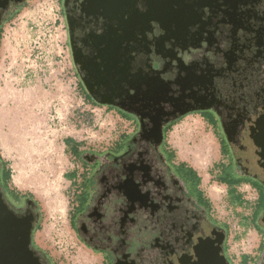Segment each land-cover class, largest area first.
<instances>
[{
  "label": "flooded vegetation",
  "instance_id": "flooded-vegetation-1",
  "mask_svg": "<svg viewBox=\"0 0 264 264\" xmlns=\"http://www.w3.org/2000/svg\"><path fill=\"white\" fill-rule=\"evenodd\" d=\"M24 1L0 0V28ZM59 5L83 101L131 123L106 149L69 146L80 170L66 173L76 186L68 227L74 247L92 258L73 263L235 264L228 223L215 215L195 167L174 160L166 136L188 115L216 136L214 177L232 200L242 198L240 186L254 193L252 220L264 234V0ZM0 188L14 212L33 223V234L35 203ZM31 245L36 264H54L33 239ZM258 248L264 251V242ZM248 257L242 253L238 264Z\"/></svg>",
  "mask_w": 264,
  "mask_h": 264
},
{
  "label": "rangeland",
  "instance_id": "rangeland-1",
  "mask_svg": "<svg viewBox=\"0 0 264 264\" xmlns=\"http://www.w3.org/2000/svg\"><path fill=\"white\" fill-rule=\"evenodd\" d=\"M59 6V0H25L0 28V110L19 91L23 96L33 95L34 100L40 99L46 123L42 137H52L51 142L40 144L45 143L43 148L35 144L34 150L29 149L34 152L29 158L23 157L19 136L8 133V126L0 121V156L9 169L8 187L36 205L35 245L54 264H74V259L91 262L92 258L74 247L68 227L76 186L66 173L80 170V161L69 146L106 149L120 140L131 123L110 107L83 101L70 66ZM166 140L177 151L174 160L187 159L195 167L215 215L228 223V248L234 263L238 264L245 253L251 257L259 254L255 264H260L264 251L258 245L264 242V235L255 230L252 220L257 200L251 190L240 186L242 198L234 202L225 186L216 181V136L203 130L195 116L188 115L172 125ZM258 208L261 213L264 201Z\"/></svg>",
  "mask_w": 264,
  "mask_h": 264
},
{
  "label": "bare ground",
  "instance_id": "bare-ground-1",
  "mask_svg": "<svg viewBox=\"0 0 264 264\" xmlns=\"http://www.w3.org/2000/svg\"><path fill=\"white\" fill-rule=\"evenodd\" d=\"M27 95L28 94L26 93L23 96L21 91H19L16 93V96H12L10 98V102L6 103V105L0 110V121L2 125L6 124L8 126V133L12 135L15 134L17 137L19 136V148L22 151V156L29 158L32 153H34L29 151V149L34 150L35 144L41 147L42 145L40 146V144H42L43 141L45 143L47 141L51 142L52 137L51 135H49L51 138L46 136V138L43 139L42 137L44 134L43 128L45 127L46 123L43 113L41 112L42 107L39 105L40 99L36 98L34 100L33 95ZM3 102L5 103L6 101L3 100ZM26 136L29 137L27 138ZM45 143H43V146ZM199 151L201 152V150ZM25 159L22 158L23 161H25Z\"/></svg>",
  "mask_w": 264,
  "mask_h": 264
},
{
  "label": "water",
  "instance_id": "water-1",
  "mask_svg": "<svg viewBox=\"0 0 264 264\" xmlns=\"http://www.w3.org/2000/svg\"><path fill=\"white\" fill-rule=\"evenodd\" d=\"M32 229L33 223L14 212L0 188V264H36Z\"/></svg>",
  "mask_w": 264,
  "mask_h": 264
},
{
  "label": "trees",
  "instance_id": "trees-1",
  "mask_svg": "<svg viewBox=\"0 0 264 264\" xmlns=\"http://www.w3.org/2000/svg\"><path fill=\"white\" fill-rule=\"evenodd\" d=\"M9 169L5 167V161L0 156V185L5 193L11 196L15 201H20L24 195H20L14 189L8 187ZM234 202H239L240 199H234ZM36 229V227H35Z\"/></svg>",
  "mask_w": 264,
  "mask_h": 264
},
{
  "label": "crops",
  "instance_id": "crops-1",
  "mask_svg": "<svg viewBox=\"0 0 264 264\" xmlns=\"http://www.w3.org/2000/svg\"><path fill=\"white\" fill-rule=\"evenodd\" d=\"M256 230V229H255ZM259 232V231H257ZM261 235H264L263 233ZM249 256V255H248ZM253 260V258L251 256L248 257V264Z\"/></svg>",
  "mask_w": 264,
  "mask_h": 264
}]
</instances>
